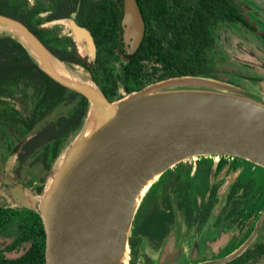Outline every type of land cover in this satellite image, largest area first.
<instances>
[{
	"label": "flooded vegetation",
	"instance_id": "flooded-vegetation-1",
	"mask_svg": "<svg viewBox=\"0 0 264 264\" xmlns=\"http://www.w3.org/2000/svg\"><path fill=\"white\" fill-rule=\"evenodd\" d=\"M249 4L246 0H28L29 29L63 62L82 69L110 101L179 77H203L249 89L246 82L251 78L246 79L228 57L233 54L237 64L251 59L255 70H264V0ZM70 25L83 29L90 44L77 42ZM229 34L234 38L231 51ZM134 36H139L138 42ZM88 45L92 54L86 51ZM261 91L264 98V87ZM35 137L31 134L14 155L0 152V182L13 201L0 207L12 210L15 219L29 210L39 215L35 199L44 189L39 192L42 176H23L25 166L42 169L35 158ZM6 182L23 189L30 208L11 195ZM177 225L184 246L178 264L220 261L247 242L250 247L242 255L257 249L264 244V168L232 155H209L185 159L168 169L149 189L134 217L129 263L143 264L141 250H158ZM44 241L45 246L40 236L25 235L15 220L10 221L0 228V264H46V235Z\"/></svg>",
	"mask_w": 264,
	"mask_h": 264
},
{
	"label": "water",
	"instance_id": "water-1",
	"mask_svg": "<svg viewBox=\"0 0 264 264\" xmlns=\"http://www.w3.org/2000/svg\"><path fill=\"white\" fill-rule=\"evenodd\" d=\"M70 26L77 42L90 44L83 29ZM4 36L50 79L88 102L80 131L54 162L38 197L46 264H130L129 236L139 206L161 175L185 159L232 155L264 168L263 97L208 78L179 77L108 101L82 69L72 72L77 67L55 57L22 22L0 15ZM5 184L30 208L20 186ZM182 238L179 227L158 250L142 249L143 264H178ZM249 247L247 242L203 264L229 263Z\"/></svg>",
	"mask_w": 264,
	"mask_h": 264
},
{
	"label": "trees",
	"instance_id": "trees-1",
	"mask_svg": "<svg viewBox=\"0 0 264 264\" xmlns=\"http://www.w3.org/2000/svg\"><path fill=\"white\" fill-rule=\"evenodd\" d=\"M0 15L30 28L28 0H0ZM87 109L84 96L50 79L19 43L7 36L0 37V152L14 155L27 144L31 134H37L33 142L38 150L35 158L42 166L39 192L44 187L46 173L69 139L80 131ZM18 215L15 219L12 210L0 207V228L15 220L21 233L40 236L45 246L38 213L29 210ZM263 257L264 244L227 264H255Z\"/></svg>",
	"mask_w": 264,
	"mask_h": 264
},
{
	"label": "rangeland",
	"instance_id": "rangeland-1",
	"mask_svg": "<svg viewBox=\"0 0 264 264\" xmlns=\"http://www.w3.org/2000/svg\"><path fill=\"white\" fill-rule=\"evenodd\" d=\"M248 1L250 4L249 5H253L255 6V3L256 2H259L261 0H246ZM263 1V0H262ZM255 9V8H254ZM233 37L229 34L227 36V47H228V50H233ZM228 57H230V59L233 60L234 63H236L237 67H238V70L241 72V74L247 79L251 78L250 81L246 82L248 84V87L249 89H243L245 91H248L249 93H253L254 95L256 96H259L261 97L259 94L260 93H263V91H261V88L264 87V81L263 80H259L258 79V75L259 77L263 78L264 77V70H255L254 69V61L253 60H244V61H241L237 64V58L233 56V54H230L228 53ZM249 62V63H248ZM72 72H81L79 68H74L72 69ZM256 74V75H255ZM252 75H255L252 76ZM261 83L263 85H261ZM239 88V87H238ZM260 88V89H259ZM242 89V88H240ZM74 137L73 138H70L68 143L66 144V146L64 147L63 151L60 153V155L58 157H60L61 155H63V153L66 151V149L70 146L71 142L73 141ZM54 165V164H53ZM30 166H25L24 169H23V173L27 176H38L39 173H40V169H39V166L38 165H33L31 168H29ZM53 167V166H52ZM52 167L50 168V170L46 173L45 175V182H44V186H45V183L47 181V179L52 175ZM2 170L0 169V176H2ZM41 176V175H40ZM29 191H31V189L29 188ZM36 202H38V198L35 199ZM0 204H4V205H13V201L10 197H8V195L5 193L2 185H1V182H0ZM178 224V222H177ZM179 225H177L175 227V230H177V228ZM255 264H264V257L261 258L258 262H256Z\"/></svg>",
	"mask_w": 264,
	"mask_h": 264
}]
</instances>
